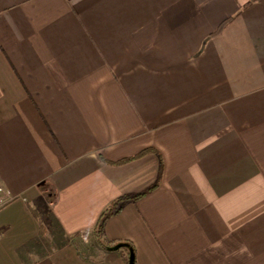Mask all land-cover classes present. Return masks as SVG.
I'll return each mask as SVG.
<instances>
[{"label":"crops","instance_id":"crops-1","mask_svg":"<svg viewBox=\"0 0 264 264\" xmlns=\"http://www.w3.org/2000/svg\"><path fill=\"white\" fill-rule=\"evenodd\" d=\"M156 181L138 264H264V0H0V264H125Z\"/></svg>","mask_w":264,"mask_h":264},{"label":"trees","instance_id":"trees-1","mask_svg":"<svg viewBox=\"0 0 264 264\" xmlns=\"http://www.w3.org/2000/svg\"><path fill=\"white\" fill-rule=\"evenodd\" d=\"M232 16H229L222 20L217 28L211 33V35L218 34L224 26L230 21ZM156 153L159 156L160 159V169L163 166L162 157L158 150H156L153 147H146L137 154L129 157H124L116 161H109L104 160L105 162L109 164L119 165L128 161H131L133 159H136L146 153ZM158 184V181H156L154 184L149 186L146 190L139 192L137 194H130V195H122L115 199H113L98 215V218L92 227L90 231V239H91V246H83L81 243L76 240L74 241V245L78 251V253L82 256H85L86 252L88 250H91L93 248H98L102 252H109L114 251L119 254V256L123 259L125 264H138L137 261V252H136V246L134 242L127 238H108L104 231V224L108 217L111 215H114L118 213L122 205L127 201H135L141 196L145 195L147 192L152 190L156 185Z\"/></svg>","mask_w":264,"mask_h":264},{"label":"built area","instance_id":"built-area-1","mask_svg":"<svg viewBox=\"0 0 264 264\" xmlns=\"http://www.w3.org/2000/svg\"><path fill=\"white\" fill-rule=\"evenodd\" d=\"M12 199L9 191L0 185V207L5 205L8 201Z\"/></svg>","mask_w":264,"mask_h":264}]
</instances>
